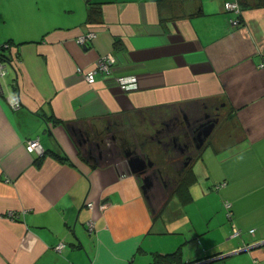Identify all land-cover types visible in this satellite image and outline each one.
Listing matches in <instances>:
<instances>
[{"label":"crops","instance_id":"1","mask_svg":"<svg viewBox=\"0 0 264 264\" xmlns=\"http://www.w3.org/2000/svg\"><path fill=\"white\" fill-rule=\"evenodd\" d=\"M234 1L0 0V45H11L0 81V264H151L154 253L180 248L187 263L264 241V0H239L237 27L224 7ZM92 6L97 22H89ZM88 31L97 36L84 49L77 40ZM109 53L113 77L137 76V90L100 75L89 85L77 73ZM15 95L18 110L7 101ZM215 101L218 122L179 175L192 194L185 203L177 189H163L173 155L146 116ZM121 118L133 121L134 143L120 134L130 133ZM109 131L112 142L102 135ZM38 137L43 158L26 149ZM110 145L117 156L138 149L143 171L108 158ZM145 169L155 204L143 189ZM255 259L264 264V244L207 264Z\"/></svg>","mask_w":264,"mask_h":264},{"label":"flooded vegetation","instance_id":"2","mask_svg":"<svg viewBox=\"0 0 264 264\" xmlns=\"http://www.w3.org/2000/svg\"><path fill=\"white\" fill-rule=\"evenodd\" d=\"M181 112L182 117L177 115L170 123L164 124L165 129H163V131L157 130L158 132L156 134V140L162 144L167 142L163 145L167 150H171L174 156L171 157L174 175L168 180L163 179V189L169 192V194H173L176 191L179 185V175L182 171H186L190 168V163L192 164L194 159L193 157H195L196 153L201 151L207 141L205 136L210 127L213 124L216 125L218 122V108L215 104L210 106L207 105L205 109L197 107L195 110L189 112L185 110H181ZM182 137L183 140H181ZM133 152L134 154H138L139 150L135 148ZM186 165L189 166L187 167ZM150 176L151 172L148 174L146 169L141 174L142 180L146 178L145 183L149 184V182H153L154 184V176ZM150 190L147 192L149 199H155L157 201L159 196L153 195V189L152 191Z\"/></svg>","mask_w":264,"mask_h":264},{"label":"built area","instance_id":"3","mask_svg":"<svg viewBox=\"0 0 264 264\" xmlns=\"http://www.w3.org/2000/svg\"><path fill=\"white\" fill-rule=\"evenodd\" d=\"M224 7L228 12H231L235 15L234 18L230 20V24L232 25V27L239 26L242 22V18H241L242 9H241L239 2L238 1L226 2ZM96 36L97 35L95 32L88 31L87 33L79 37L77 42L80 45H85L86 43L93 41L96 38ZM0 47H3V49L5 50L11 49V45H9L8 43H4L0 45ZM115 63H116V60H115L114 55L112 53H109V54H106L100 57L98 61L95 63V65L89 69L83 68V67H77V73L80 76H82L89 85L95 84L97 81L98 75H100L103 79L113 78L116 87L124 92H131V91L137 90L139 87L137 76L129 75V76H120V77H115V78L113 77L112 69H113V66H115ZM7 64H8L7 62L0 60V81L8 74V69L6 67ZM261 67H264V64H262ZM7 101L13 110H18L21 108V100L18 95L9 96L7 98ZM26 149L30 153H38L40 155L44 153L39 137L28 140L26 144ZM225 186L226 184H223L219 186L218 188H223ZM88 206L93 207L94 204L89 203ZM226 206L229 207L230 204L227 203ZM9 215L12 217L13 216L15 217V213L13 212L9 213ZM86 227H87L88 232L92 233L94 231L93 222H88ZM239 233H240L239 231H236L234 235L237 236L239 235ZM251 233L253 234L254 230H252ZM27 242L29 245L30 241L27 238H24L22 241L23 245H25ZM65 247H66V244L62 242L55 247V250L61 251Z\"/></svg>","mask_w":264,"mask_h":264},{"label":"trees","instance_id":"4","mask_svg":"<svg viewBox=\"0 0 264 264\" xmlns=\"http://www.w3.org/2000/svg\"><path fill=\"white\" fill-rule=\"evenodd\" d=\"M165 0H159V3L161 4L162 2H164ZM240 6H241V9L243 10V7H242V4L241 2L238 0ZM93 4V3H92ZM93 7V8H92ZM92 10L90 11V15H89V22H97L96 20V16H97V8H95L94 6H92ZM95 15V16H94ZM98 16H101V15H98ZM10 45V43H8ZM7 50L3 49V47H0V60H3L5 62H7L8 64L10 63V58L5 54ZM9 72V71H8ZM55 155V158L61 160V161H65L67 160V158L65 156H61V155H58L56 153H54ZM47 155V152H44L42 155H40L39 157L40 158H43ZM196 156V155H195ZM194 158V157H193ZM39 161V160H38ZM188 164V163H187ZM191 165V163H190ZM189 166V165H188ZM187 166V167H188ZM186 168V167H185ZM223 184H226L225 182L221 183V184H218L216 185L214 188L215 190H219L221 188H218L219 186L223 185ZM188 184H185L183 185L182 187H180V185H178L177 187V191H178V194L181 196V198H184L185 200V203H189L192 201V194L190 192V189L189 187L187 186ZM171 197V196H170ZM169 197V198H170ZM228 202L225 203V205H227ZM165 205V204H164ZM226 210H227V216L229 218H231V211H230V208H231V205L229 207L225 206ZM163 209V206L160 210V212L162 211ZM254 230V233H255V229ZM236 231H239V235L235 236V232ZM252 231V230H251ZM251 231H249V233L251 235H253L251 233ZM231 234L233 235V237L235 238H238V237H242L243 236V233H242V230L240 228H238L237 226H235L234 224L232 225V230H231ZM198 240V239H197ZM197 242L200 243V241L198 240ZM250 245V244H249ZM249 245H246L244 246L245 247H248ZM252 245V244H251ZM240 249L242 248H238L236 249L235 251H239ZM234 252V251H233ZM205 253V252H204ZM246 252H243V253H239V254H244ZM222 254H209V253H206V258L203 259V260H208V259H212L214 257H217V256H221ZM199 260L203 261L202 259L198 258L194 261H189V262H185L184 258H183V253L181 251V248L179 250H177L176 252H173V253H169V254H165V255H161V254H158V253H154L153 255V259H152V262L151 264H195L197 262H199ZM258 261L255 259V264H257Z\"/></svg>","mask_w":264,"mask_h":264},{"label":"rangeland","instance_id":"5","mask_svg":"<svg viewBox=\"0 0 264 264\" xmlns=\"http://www.w3.org/2000/svg\"><path fill=\"white\" fill-rule=\"evenodd\" d=\"M214 103H215V106H217L218 108L221 109L222 101H215ZM207 104H208V106H210L213 103L212 102H209V103L207 102ZM199 105L200 104H198V103L197 104H194L193 103V106L190 109L188 108L189 106H184L183 108H184L185 111H188L189 112V111L195 110V108H197V107L199 108ZM200 108L201 109H204L202 107H200ZM181 114H182V112L179 111V109H171L170 111H163V112H160V113H153L152 115H147L146 118H147V122L149 123V125L152 124V123H155V128H152V130H153L152 131V134H153L154 131L156 132L157 130L163 131V129H165V125H164L165 123H170V121H172L174 118H176L177 115H180L181 116ZM132 122L133 121H130V123H129V121H124L122 118L119 119V120H117V124L118 125H125V124H127V126H128V129L127 130H129L130 133H123L122 131H120V134L121 135H127L128 139L131 140V141H133V139H134V137H132L133 136V132H132L133 129L131 128V123ZM134 122L135 123H138L139 121L138 120H135ZM114 124H115L114 122H111V123H109V126H111V125L113 126ZM113 134H114L113 132L109 131V132H107L105 134L103 133L102 135H103V138L105 140L108 139L109 142H112V136H113ZM181 140H183V137H182ZM132 143H134V141ZM111 145L110 146H106V148H105L106 150L108 149L107 152H110L111 153V154H108L107 153L108 154L107 157L110 158V159L117 158L118 161H121L120 164H121V166L123 167V169L125 171L130 172V170H131V166L128 164V162L127 163L125 162L126 160L129 159V162L133 160V162L136 163V164H137V162H141V159H142L141 155L136 156L134 154V152H133V150H134L133 147L131 148V151H129L130 153H133V158H132L131 155H128L125 152H122L121 153V155H123V156H121V155H119V156L115 155L114 152H112V151H116V150ZM124 154H127V156H124ZM151 202L154 203V204L157 203V201L156 200H153V199H151ZM8 216L10 218H13L14 217V216L13 217L10 216L9 213H8Z\"/></svg>","mask_w":264,"mask_h":264},{"label":"water","instance_id":"6","mask_svg":"<svg viewBox=\"0 0 264 264\" xmlns=\"http://www.w3.org/2000/svg\"><path fill=\"white\" fill-rule=\"evenodd\" d=\"M83 48H84V49H87L88 46H87V45H84ZM6 67H7V69H8V64L6 65ZM214 128H215V124H213V125L210 127V129H209L207 135L205 136L206 138H208V137L211 135V133H212V131H213ZM131 166H132V167H131V168H132V171L137 172V173H140V172H142L143 169H144L145 162L141 160V162H137V164H136V163H134L133 161H131ZM145 180H146V178L143 180V184H144L143 189H144V191H145L146 194H147V192L153 187V182H149V184H148V183H145ZM263 243H264V241L261 242V243H254V244H252V245H249L248 247H245L244 249H240L239 251H234L233 253H228L227 255L217 256V257H214V258H212V259L199 261V262H197V263H195V264H207V263H209V262H216V261H219V260H221V259H224V258L230 257V256L235 255V254H239V253H243V252L251 251L252 249H254V248H256V247H259V245H262Z\"/></svg>","mask_w":264,"mask_h":264}]
</instances>
